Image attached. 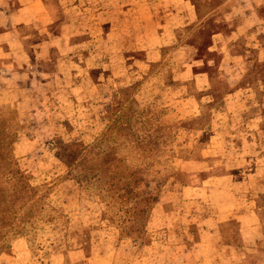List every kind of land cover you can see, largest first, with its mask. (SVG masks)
I'll return each mask as SVG.
<instances>
[{
	"label": "crops",
	"instance_id": "1",
	"mask_svg": "<svg viewBox=\"0 0 264 264\" xmlns=\"http://www.w3.org/2000/svg\"><path fill=\"white\" fill-rule=\"evenodd\" d=\"M120 88L166 172L143 235L63 177L64 225L11 239L0 264H264V0H0V107L36 120L14 142L34 184L63 167L66 121L92 133Z\"/></svg>",
	"mask_w": 264,
	"mask_h": 264
},
{
	"label": "rangeland",
	"instance_id": "2",
	"mask_svg": "<svg viewBox=\"0 0 264 264\" xmlns=\"http://www.w3.org/2000/svg\"><path fill=\"white\" fill-rule=\"evenodd\" d=\"M136 94L133 88L114 89L111 102L100 105L99 119L93 125L96 130L83 137L79 131L89 128L90 121L84 120L81 127L75 119L66 121L68 135L50 139L63 167L43 173L40 184H34L33 174L14 152L20 130L32 133L36 120L24 123L12 105H1L0 251L8 250L9 241L19 236L28 238L34 247L37 230L52 222L64 225L63 210L49 201L51 191L70 192L54 184L63 177L78 185L82 198L95 200L102 211H114L108 217L122 234H142L166 172L162 178L154 176L159 172L153 164L158 153L143 148L151 141L146 133L154 126L139 110Z\"/></svg>",
	"mask_w": 264,
	"mask_h": 264
}]
</instances>
